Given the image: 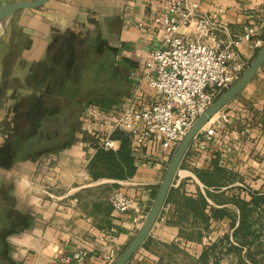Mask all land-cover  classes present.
<instances>
[{"label":"crops","instance_id":"crops-1","mask_svg":"<svg viewBox=\"0 0 264 264\" xmlns=\"http://www.w3.org/2000/svg\"><path fill=\"white\" fill-rule=\"evenodd\" d=\"M177 2L197 3V15L215 16L223 43L239 36L244 27L264 22V0H50L33 15L25 10L16 18V34L4 51L3 66L9 69L0 72L3 103L11 108L32 96L27 79L33 71L65 72L70 57L84 74V49L89 56L92 39H100L102 54L109 52L118 61L114 65L122 74L117 78L127 86L120 104L139 84L149 93L144 62L162 36L155 19L168 17V5ZM193 26L181 32L193 37ZM259 37L264 43V30ZM258 51L247 43L239 48L248 67ZM107 102L85 103L80 127L64 147L8 170L25 217L9 238L19 264H60L62 257L76 251L87 257L73 264H107L105 256L115 251L117 259L144 223L172 157L166 167L157 168L149 150L137 158L130 148L134 176L95 177L90 171L96 154L91 138L99 145L110 137L111 125L92 123L85 114L91 107L114 113ZM221 114L228 116L223 131L206 147L190 145L157 222L128 264H202L204 251L228 233L227 215L236 212L235 199L250 201L253 193H264V64L211 123ZM58 115L59 120L69 119L67 112ZM114 142V150L108 151L119 149L120 143ZM116 190L132 200L131 209L121 215L109 202ZM212 211L225 215L218 219Z\"/></svg>","mask_w":264,"mask_h":264},{"label":"built area","instance_id":"built-area-1","mask_svg":"<svg viewBox=\"0 0 264 264\" xmlns=\"http://www.w3.org/2000/svg\"><path fill=\"white\" fill-rule=\"evenodd\" d=\"M197 9V3H170L169 16L155 19L162 27V36L160 44L148 53L144 62L149 93H144L139 84L114 108V113L105 114L94 107L86 110L88 121L111 125L110 135L115 131L126 133L135 157L139 158L144 150L153 153L151 161L157 168L168 165L196 120L248 68L239 54L243 43L254 51L263 45L259 33L264 30V22L244 27L239 36L223 43L217 37L219 28L215 16H199ZM191 24L193 37L181 32ZM227 121L226 114H221L213 123L210 121L192 144L198 148L211 144ZM99 147L114 150L115 142L106 137ZM109 202L119 215L132 207V200L122 190L114 191ZM86 257V252L76 251L59 262L83 263ZM116 257L115 251H111L105 260L113 264Z\"/></svg>","mask_w":264,"mask_h":264},{"label":"trees","instance_id":"trees-1","mask_svg":"<svg viewBox=\"0 0 264 264\" xmlns=\"http://www.w3.org/2000/svg\"><path fill=\"white\" fill-rule=\"evenodd\" d=\"M82 74L83 71L79 70L76 73L71 70L69 72L33 71L28 77V84L31 86L29 87L34 93L16 103L15 112L17 113L14 121L18 123L14 124L13 129L11 124L8 125L5 131L10 162L11 160L17 163L33 161L55 149L64 147L68 141L73 140L74 133L80 127L81 112L86 106L80 93L85 86L84 80H80ZM57 97L68 99L69 102L60 103ZM47 99L53 101L47 103ZM63 112H68V120L55 118ZM110 139L120 143L117 151L103 150L99 147L98 140L91 138L96 154L90 162V171L95 177L107 176L121 180L131 178L136 168L130 150L129 136L122 131H115L110 135ZM21 152H23L22 157ZM16 155L19 156L18 159ZM234 203L239 209L238 224L236 225L231 214L227 215L231 219L232 234L224 235L218 242L207 248L201 257L202 264H208L211 259L217 262L216 252H221L223 249L228 254L233 251L239 254L240 250H245L253 263L264 264L262 261H257L256 256H251L252 247L258 248L260 252L264 248L260 247L264 230V193H253L250 201L235 199ZM212 212L218 219L225 215L221 211ZM11 216L19 220L21 218L22 223L13 222L9 229L10 234L20 229L25 218L18 213L10 214V218Z\"/></svg>","mask_w":264,"mask_h":264},{"label":"rangeland","instance_id":"rangeland-1","mask_svg":"<svg viewBox=\"0 0 264 264\" xmlns=\"http://www.w3.org/2000/svg\"><path fill=\"white\" fill-rule=\"evenodd\" d=\"M35 11L36 10H30V13H32L33 15ZM24 13L27 12L20 11L16 13L9 20L5 30V35L1 38L0 72L5 68H6L5 71L8 72L9 65L3 66V65H7L4 61V51H5V47H7L6 42H8V39L12 37V33L16 34V29L14 26V24L16 23V18L22 14L24 15ZM2 29L3 27L0 28V37L3 32ZM84 50H85V54L83 56V65L85 69H84V74H82L83 76H81L80 79H84L85 86L83 90L81 89L80 92L81 96L84 98L85 103L90 102L97 104L99 102L98 104H103V102L109 100L110 102L104 104L108 107L117 108L120 105L119 102L121 96L125 94V92L127 91V86L125 85V83H122L117 78V76H120L119 74H122V71L115 68L114 64L118 63L116 57L109 52L102 54L104 48H102L100 39L97 40L92 39L89 56L86 55V51H88L87 48H85ZM78 63L79 62L72 63V58L70 57L67 61L68 69L66 68V71L69 72L70 70L72 71L73 69L75 73L78 70L81 71L79 69L80 63L79 65ZM87 84L89 85V88H87ZM3 85L4 82L2 78V82H0V93ZM110 92L111 93L117 92V93L116 95H114V94H110ZM2 100L3 99L0 94V264H19L18 258L15 257V253L10 245L9 238L13 235V233L10 234L9 229L12 227L13 222L15 221L16 223L18 222L22 223V222H21V218L20 220L15 219L16 218L15 216L13 217L11 216L10 218V214L11 215H13V213L20 214L19 211L20 208H19V201L16 197L17 193H16V188L14 186L15 184L13 183L12 177L8 173V170H11V168L18 165V163L12 160L10 162V158H9L10 156L8 155L9 153L7 152V145H8L7 135L5 134L8 125L11 124V127L13 129L14 124L16 125L18 123V121H14L17 113L15 112L17 104L12 105V107L10 108L9 104L3 103ZM22 155L23 152H21L20 156L22 157ZM18 158L19 156L16 155V159ZM236 208L237 210L236 212H234L233 218L238 224L239 209L237 206ZM227 232L228 233H223L219 237L221 238L226 234H230V235L232 234L233 230L230 228V225ZM261 241L262 243L260 244L261 245L260 247L262 248L264 247V230L262 232ZM263 249L260 252L258 248L252 247L251 256L254 255L258 259L257 261L264 262ZM240 251L241 252L239 254L234 251L228 254L225 249H223L221 252L217 251L216 252L217 253L216 256H218V258H216L217 262H215V260L213 259V264H256L253 263L251 257L245 253V250H240Z\"/></svg>","mask_w":264,"mask_h":264},{"label":"water","instance_id":"water-1","mask_svg":"<svg viewBox=\"0 0 264 264\" xmlns=\"http://www.w3.org/2000/svg\"><path fill=\"white\" fill-rule=\"evenodd\" d=\"M50 0H0V24L9 20L18 12L25 10H37L46 5ZM6 27L2 29L1 38L5 35ZM264 64V43L257 52L256 57L249 67L241 75V77L225 92H223L217 100L209 107V109L201 115L188 131L186 136L176 148L172 159L165 171L164 178L156 194L150 211L139 229L138 233L126 247V249L118 256L113 264H128L136 252L143 246L144 242L150 235L155 223L157 222L162 209L165 205L166 198L176 174L180 168L181 162L188 151L190 145L200 133V131L235 97H237L243 89L252 81Z\"/></svg>","mask_w":264,"mask_h":264},{"label":"bare ground","instance_id":"bare-ground-1","mask_svg":"<svg viewBox=\"0 0 264 264\" xmlns=\"http://www.w3.org/2000/svg\"><path fill=\"white\" fill-rule=\"evenodd\" d=\"M2 27H3V28L6 27V22H3V23L0 24V28H2Z\"/></svg>","mask_w":264,"mask_h":264}]
</instances>
